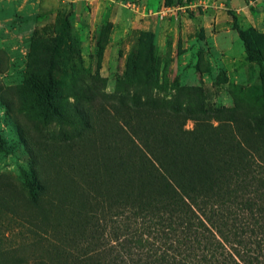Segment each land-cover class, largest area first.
Segmentation results:
<instances>
[{
    "label": "trees",
    "instance_id": "trees-1",
    "mask_svg": "<svg viewBox=\"0 0 264 264\" xmlns=\"http://www.w3.org/2000/svg\"><path fill=\"white\" fill-rule=\"evenodd\" d=\"M66 34L68 58L78 51ZM57 54L32 67L46 78L36 87L45 124L63 137L23 139L29 195L11 212V232L26 225L31 251L0 264H264V110L192 99L169 108L120 89L105 103L91 86L82 90L93 101L67 103Z\"/></svg>",
    "mask_w": 264,
    "mask_h": 264
},
{
    "label": "rangeland",
    "instance_id": "rangeland-1",
    "mask_svg": "<svg viewBox=\"0 0 264 264\" xmlns=\"http://www.w3.org/2000/svg\"><path fill=\"white\" fill-rule=\"evenodd\" d=\"M68 29L78 51L72 59ZM247 43L262 61L249 58ZM54 46L58 93L67 103L93 101L82 90L91 86L104 102L120 89L126 98L152 96L169 108L192 99L208 109L264 110V0H195L187 7L174 0H0V255L9 263L31 251L24 222L11 232V212L23 210L29 195L23 139L63 137L58 124H45L36 87L46 78L32 67ZM193 127L189 120L186 129Z\"/></svg>",
    "mask_w": 264,
    "mask_h": 264
}]
</instances>
